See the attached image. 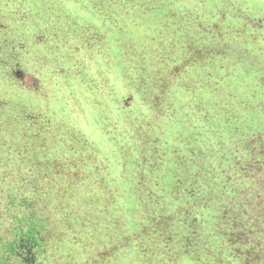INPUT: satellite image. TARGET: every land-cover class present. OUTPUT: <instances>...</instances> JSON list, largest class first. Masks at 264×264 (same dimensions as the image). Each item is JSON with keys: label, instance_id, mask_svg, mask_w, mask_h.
<instances>
[{"label": "trees", "instance_id": "1", "mask_svg": "<svg viewBox=\"0 0 264 264\" xmlns=\"http://www.w3.org/2000/svg\"><path fill=\"white\" fill-rule=\"evenodd\" d=\"M84 1L99 8L102 22L73 11ZM241 3L212 4L215 21L209 0H0V77L21 82L14 92L37 93L43 101L36 106L0 99L2 196L15 206L21 195L23 208L30 210L33 202L37 211L22 216L19 225L11 217L13 223L0 227V264H60L47 256L52 251L55 258V243L66 232L69 195L73 211L82 207L80 168L96 162L94 152L59 135L69 125L47 116L53 90L42 87L50 69L57 78L67 67L79 69L65 88L73 97L80 94L78 82L99 77V91L110 102L101 106L99 95L114 152L124 171L134 159L142 252L157 264H264V22L259 16L249 21ZM76 22H88L83 30L92 37L77 38ZM117 29L129 38H113ZM91 60L97 63L89 71L81 69ZM114 64L122 71V95L103 87L111 82L106 67ZM111 164L112 156L99 151L105 260L113 259L110 247L117 244L110 237L113 212L122 211L125 219L128 210L124 188L110 180ZM169 166L172 187L165 185ZM78 220L69 236L88 239ZM35 225L40 248L32 256Z\"/></svg>", "mask_w": 264, "mask_h": 264}, {"label": "rangeland", "instance_id": "2", "mask_svg": "<svg viewBox=\"0 0 264 264\" xmlns=\"http://www.w3.org/2000/svg\"><path fill=\"white\" fill-rule=\"evenodd\" d=\"M219 0H209V4L217 3ZM235 3L234 1H232ZM81 8L78 9V6L73 5V11L81 14L82 19H93L94 21L102 22L99 19V8L93 6H88L87 4L82 3V5L77 4ZM212 5V9L214 8ZM241 7H247L249 11V21H252V18L257 16L260 17L259 22H264V0H242ZM219 11L225 10V7H221ZM211 15L213 18H218V8L211 10ZM248 17V16H247ZM225 19V18H224ZM99 22H95L99 24ZM229 22H242L237 18H230ZM88 22H76L75 26L77 27L78 37H92V33L87 35V31L83 30V25ZM91 23V22H89ZM74 33L76 28L71 29ZM81 31V33L79 32ZM125 32V30H123ZM91 32V31H90ZM117 33V34H116ZM82 34V35H81ZM86 35V36H85ZM99 36V34H98ZM117 36L120 38L125 37L129 38V35L122 34L121 30L117 29L113 38L116 39ZM36 38V37H35ZM90 64H81L80 67L83 70L89 71L90 68L97 63V60ZM99 64V62H98ZM111 67V71H110ZM120 68L117 64L107 66L106 69L110 71V84H104L103 87L107 93L114 95H122L125 89V84L123 80L122 71H118ZM63 73H59L57 78H54L53 70L50 69V74L47 75L46 84L42 85L44 90H53L52 101L50 103L53 107L49 106L50 112L46 111V114L55 122H60L64 120L68 125L66 133L59 132L61 137L66 135L67 144H75L77 149L82 151H87L90 153L94 152L92 157L96 162L87 163V168L83 165L80 169L84 170V177L80 182L78 192L79 195H82L86 192V195L83 196L82 207L73 211L72 210V200L73 198L69 195V212H68V222L66 227V232L60 236V242L55 243V249L58 251L55 252V262H60V264H157L154 262L152 255H149L148 252L143 253L137 243V236L143 229V215L142 208L140 206V201L136 195L137 189V179H136V170L134 159L132 163L128 165L127 168L122 169L123 163H120L121 156H117V151H115L113 140L108 136L106 129L105 117L101 116V106H110V102L104 100L103 95L99 91L102 87V83H99V77H95L88 81H80L77 84V89L79 88L78 96L73 97L71 92L65 88H69L67 85L70 76L74 72H78V68L67 67ZM77 75V73H76ZM27 83H30V76L26 77ZM11 82L5 77H0V99L6 101L7 103L12 104H24L31 103L36 106L41 105V98L38 97L37 93L35 94H20L14 91L21 89V82ZM70 85V83H69ZM100 92V93H99ZM99 95L103 98L102 104L99 107ZM29 101H27V100ZM48 104V103H47ZM30 109V107H28ZM54 111V113L51 112ZM1 119V118H0ZM2 120V119H1ZM167 132V133H166ZM164 134L169 136V132L166 131ZM164 139V138H163ZM23 145V144H22ZM99 151L103 154H108L112 156V168L115 172V175H112L110 178L113 184L117 183L119 187L124 188L125 202L127 205V213L124 211L126 222L124 218L121 217L122 211H114L113 220H115V225L113 226V235L111 239L114 240L117 237V244H113L110 248L113 254V259L105 260L107 257V248L106 244H99V174L100 176L103 173L99 172ZM114 152V153H112ZM8 158L11 157V154L8 153ZM114 157L116 158L114 162ZM173 164V163H172ZM120 170V172H119ZM165 185L172 187L174 184V177L172 176L173 166H169L165 169ZM121 173L122 176L118 177L117 174ZM68 189L72 185L68 184ZM61 209L57 213H61ZM78 213L80 218L76 215ZM79 219V220H78ZM78 220L82 226L85 236L88 239L80 241L77 234L69 236L70 233H73L76 229L73 228L70 233L68 232L70 225H75V221ZM79 231V229L77 230ZM68 232V233H67ZM69 238V239H68ZM93 246V250H91ZM100 248V255H99ZM142 256H141V255ZM152 259V260H151Z\"/></svg>", "mask_w": 264, "mask_h": 264}, {"label": "flooded vegetation", "instance_id": "3", "mask_svg": "<svg viewBox=\"0 0 264 264\" xmlns=\"http://www.w3.org/2000/svg\"><path fill=\"white\" fill-rule=\"evenodd\" d=\"M0 143H1V140H0ZM0 208H2V210H0V227H6L10 222L13 223L12 221V218H17L14 220L15 224H18L19 225V219L22 218V216L24 217L25 215H30V217H35L36 214H37V211L34 209L35 207L33 206V202H30L29 206H27L29 209H27L26 207L23 208V204L21 202L22 200V196L21 195H18L19 197H17V199H20L19 201V204L17 205H10V204H5L4 202V198L2 196V185L5 183V177L1 176V175H5V173L2 171L1 167L2 166H6L5 162H4V159L1 158L0 160ZM24 200H26V197L24 198ZM12 208V211H7V209H10ZM10 214H8V213ZM24 213V215H23ZM12 217V218H11ZM7 220H9V223H7ZM50 222V221H49ZM53 226V225H52ZM35 231H36V235L31 236V248H33V253H32V256H34V254L37 253V248H40L39 247V233H41V231L38 230V226L35 225ZM32 230H33V227H32ZM32 230H29V233H33ZM41 230H44L41 228ZM27 234V233H25ZM17 239V238H16ZM13 247L15 248L17 246V243H14L12 244ZM47 260H51V263L53 262V260L55 261V258H53V252H49L48 256H47Z\"/></svg>", "mask_w": 264, "mask_h": 264}]
</instances>
